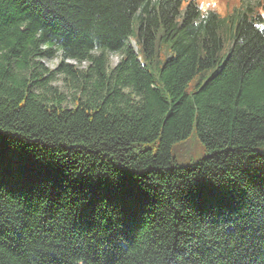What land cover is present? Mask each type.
I'll list each match as a JSON object with an SVG mask.
<instances>
[{"label": "trees", "instance_id": "1", "mask_svg": "<svg viewBox=\"0 0 264 264\" xmlns=\"http://www.w3.org/2000/svg\"><path fill=\"white\" fill-rule=\"evenodd\" d=\"M237 3L0 0V264H264V0Z\"/></svg>", "mask_w": 264, "mask_h": 264}, {"label": "rangeland", "instance_id": "2", "mask_svg": "<svg viewBox=\"0 0 264 264\" xmlns=\"http://www.w3.org/2000/svg\"><path fill=\"white\" fill-rule=\"evenodd\" d=\"M202 7L204 11L212 10L219 15H225L232 7H234L238 0H193ZM264 16V11H262ZM133 45V42H131ZM109 67L113 68L115 64L119 61L118 55H109ZM60 61V57L57 56L54 60H43L42 62L49 70H54L57 64ZM68 63L73 64L81 69L86 67V64L83 63L81 65H77L72 61H68ZM61 78L59 77L55 85L60 89H63ZM67 106H71L70 101H68ZM207 153L204 149V146L201 144L199 139L197 138L195 131H193L192 135L188 137V139L175 143L171 147V156L177 167H192L201 160L206 157Z\"/></svg>", "mask_w": 264, "mask_h": 264}]
</instances>
